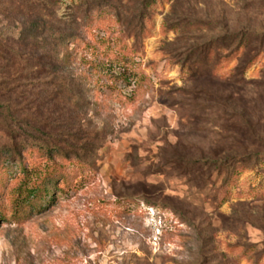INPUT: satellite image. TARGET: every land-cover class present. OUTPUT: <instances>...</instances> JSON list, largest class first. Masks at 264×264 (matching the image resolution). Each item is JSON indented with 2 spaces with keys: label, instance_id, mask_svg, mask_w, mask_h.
<instances>
[{
  "label": "rangeland",
  "instance_id": "rangeland-1",
  "mask_svg": "<svg viewBox=\"0 0 264 264\" xmlns=\"http://www.w3.org/2000/svg\"><path fill=\"white\" fill-rule=\"evenodd\" d=\"M44 5L0 0V145L14 125L41 130L91 171L42 212L0 223V264H264V0L162 1L144 39L124 38L127 67L104 59L126 78L103 80L112 94L67 97L41 46L18 39ZM49 11L68 21L72 6ZM230 161L238 169H217Z\"/></svg>",
  "mask_w": 264,
  "mask_h": 264
},
{
  "label": "trees",
  "instance_id": "trees-1",
  "mask_svg": "<svg viewBox=\"0 0 264 264\" xmlns=\"http://www.w3.org/2000/svg\"><path fill=\"white\" fill-rule=\"evenodd\" d=\"M45 1L48 7L43 6L44 13L36 6L28 28L17 35L19 42L32 40L33 48L41 46L47 61L42 65L43 72L52 82H58L60 96L67 97L101 92L112 94L110 88L103 86V80L113 77L109 75L126 78L120 69L115 72L117 67L104 59L113 58L120 68H126L130 58L125 39H144L151 29L150 13L165 0H126L128 3L124 7L122 0L115 5L110 0H68L72 6L68 21L58 20L49 11V7H56L61 0ZM131 17L135 21L134 32L129 28ZM124 24L122 34H115V27ZM101 30L108 38L96 40L94 32ZM112 37L114 44H110ZM244 47L239 44L234 53L239 56ZM74 65L81 73L76 80H71ZM91 77L96 78L95 82L89 80ZM73 98L71 102L77 103L79 98ZM78 102L84 103L82 99ZM0 109L8 111L7 107L0 106ZM13 127L16 132L7 134V140L0 145V223L5 224H20L26 217L42 212L91 171L78 156L69 157L51 141L41 138V130H33L37 136H32L19 126ZM19 130L22 134L16 135ZM237 166L238 162L232 161L216 164L222 171L238 169ZM8 189L13 197L9 210L2 204L3 191Z\"/></svg>",
  "mask_w": 264,
  "mask_h": 264
}]
</instances>
